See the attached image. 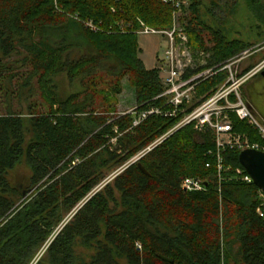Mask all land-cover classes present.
Instances as JSON below:
<instances>
[{
	"label": "trees",
	"instance_id": "obj_1",
	"mask_svg": "<svg viewBox=\"0 0 264 264\" xmlns=\"http://www.w3.org/2000/svg\"><path fill=\"white\" fill-rule=\"evenodd\" d=\"M189 1L196 27L187 25L188 43L210 52L192 73L264 39L257 32L233 39L207 23L208 13H233L239 0ZM240 3L251 9L252 29L264 28V0ZM171 11L161 0H0V264H29L70 213L36 264H264V205L257 187L235 173L239 151H222L218 182L208 154L213 134L189 124L131 161L181 115L132 126V113L117 112L124 76L137 110L161 105L154 97L162 85L159 68L137 56V35L115 20L137 16L158 28ZM88 20L96 30L84 26ZM202 30L213 35L211 49ZM223 79L217 72L200 82L197 97L212 95ZM63 81L74 87L63 88L65 96ZM231 122L260 141L245 122L234 115ZM22 159L30 170L25 189L9 178ZM185 177L204 179V189L183 190Z\"/></svg>",
	"mask_w": 264,
	"mask_h": 264
},
{
	"label": "built area",
	"instance_id": "obj_2",
	"mask_svg": "<svg viewBox=\"0 0 264 264\" xmlns=\"http://www.w3.org/2000/svg\"><path fill=\"white\" fill-rule=\"evenodd\" d=\"M161 2L170 5L173 11L177 13L182 9L180 0H161ZM176 17L178 16H173L174 21H177ZM139 22L140 30L138 29L139 31L137 30L136 32L139 34H165L168 37L167 39H169V43H167L163 55L166 66L164 64L163 67L159 68L162 92L154 97V100L161 98L162 103L161 105L148 103L143 109L137 110L134 107L131 111H127L132 113V126L138 125L150 115L166 118H175L181 115V117L173 128L159 136L149 146L134 156L131 161L139 159L171 133L189 124H192L194 129L199 131L203 129L211 130L214 150H209L208 154L215 155L216 179L218 182L221 180V171L223 169L221 155L223 150L234 149L241 151L250 148L264 152V120L258 117L250 104L242 98L241 86L247 73L240 74L234 66V62H228L219 67H212L202 72L192 73L194 69L192 60L188 58L186 63H182L178 57L180 52H182L181 55L185 54V49L179 51L177 38L184 43L187 40L182 27L174 23L170 31L155 30L143 22ZM87 24L91 29L96 30L91 23ZM262 67H264V64L257 65L248 73L254 74ZM217 72H224L223 83L215 89L212 95L201 100L196 95V86ZM231 115H234L238 120L245 122L246 125L253 129L260 141H251L245 133L234 130ZM206 166H209V163H206ZM235 173L242 181L252 182L251 177L242 167L236 168ZM205 183L204 179L200 177H185L181 182V188L185 191H200L204 189ZM258 195L262 206L264 205V191L258 189ZM256 211L262 216L260 206Z\"/></svg>",
	"mask_w": 264,
	"mask_h": 264
},
{
	"label": "rangeland",
	"instance_id": "obj_3",
	"mask_svg": "<svg viewBox=\"0 0 264 264\" xmlns=\"http://www.w3.org/2000/svg\"><path fill=\"white\" fill-rule=\"evenodd\" d=\"M180 1L182 2L181 11H179L177 13V12L173 11V8H172L171 20H169V24H167L166 26H163V27L156 28V27L149 26L145 23L144 20H142V18L137 17V16L132 17V18L131 17L130 18H124V17L118 18L117 20H115V22H116V25L118 26V29L121 32L122 31H130V32L132 31L133 33H135L137 35V37L139 36L138 41L142 45H147V47L152 45V43H155L154 41H150V40H153L156 37H159V38L161 37L160 47H159V51H158V55H157L158 56V64L156 67H158V68L163 67V65L166 63V61L163 59V55H164V51L166 50L167 43H169V39H167L168 37L165 34H163V35H161V34H139L138 32H136L138 29L140 30V22L139 21L143 22L148 27L154 28L155 30H165V31H170V29L173 28L174 23L178 24L180 27H182L184 29V32H185L186 37H187V40L185 41V43L183 41H179L177 38V47H178L179 51H182L185 49V54L181 55L182 52H180V55H178V57H179V59H181L182 63H186L188 58L191 59L192 60V66L194 68L193 71H196V69H198L201 66H204L209 61V59H210L209 53L210 52L207 53L206 51H204L202 49H193L190 46V44L188 43L187 25H189V27H196V25L194 22L195 20L192 18V15L190 13V8H189L190 1L189 0H180ZM205 1L207 3H209L210 0H205ZM236 3L237 4L235 5V7L233 9V13L229 12V10H230L229 8H228V10L223 11L222 13H219V11L217 9H214L213 10L214 15H210L208 13V18H205L207 20V23L209 25H211L212 27H214V29H217L219 26L220 28L225 27L226 29H228V31L231 30V33L227 31L229 33L228 37L233 38V39H241L242 41H245V39L248 38V35H252V37H253L254 34L256 35V32L259 33V35H264V28L252 29V27L253 28L255 27V25H254L255 22L250 17L252 14L251 9L247 8L248 9V11H247L245 5L243 3H240V0ZM229 4L230 5L228 7H230L232 5V1H229ZM243 8H245L244 11H242ZM114 10L115 9H113L112 11L114 12ZM173 16H178V17H176L177 21H174ZM246 16L249 17V20L246 19ZM234 19H236V21ZM211 20H213L215 23L211 24V22H212ZM232 22L237 23L236 26L233 25L235 23L232 24ZM87 23H90L89 20L86 23H84V26L89 28ZM232 26H233V28H232ZM229 27H231V28H229ZM249 33H251V34H249ZM200 34H201V37L203 38L204 45L211 49L213 47V42H212L213 35L211 34V32L208 30H202L200 32ZM145 35H148V36H145ZM155 35H158V36H155ZM147 39H149L150 42H147V41L145 42V40H147ZM252 44L253 45L250 47V49L244 50L241 53H239V54H237V55H235V56H233L227 60L220 62L219 64L215 65L214 67L222 66L224 64H227L228 62L229 63L234 62V66L236 67L237 71L240 73L239 70L241 68H243V67L250 68L253 65V63H254V65L264 64V39H262L260 41L254 39V41H252ZM137 56H138V48H137ZM256 61H257V63H256ZM165 66H166V64H165ZM210 68H212V67H210ZM207 69H209V68H207ZM215 69H217V68H215ZM204 70H206V68ZM204 70H201V72ZM250 71L251 70L241 72V74L247 73L244 82L249 78L251 73L249 74L248 72H250ZM222 73L224 74V72H222ZM251 76H252V74H251ZM259 77L260 76L257 75L254 77V79H257ZM222 83L223 82H221L219 85H221ZM120 85H121V93L118 94V96H117V99H118L117 112L118 113H125L127 111H131L132 108L136 107V90L132 86L131 81L129 80L128 76H124L121 79ZM61 88H62V92H64L63 88H66V90H68L67 92H69L70 90H74V87H70V86L68 87L64 81L62 82ZM65 95H66V92L63 93V96H65ZM112 141H114V139H112ZM118 172H120V171H118ZM115 174H117V171L111 173L108 176V178L104 181V184L106 182L111 181L112 178L115 176ZM29 176H30V170H29L28 166L26 165V163L23 159L16 164L14 169L9 174V178H10L12 184L24 183L22 185V186H24V189L27 187L26 183H27ZM28 195H30V193L27 195H24L23 198H25ZM20 201H21V199L18 201V203ZM71 216H72V213H70L64 217L62 222H60V224L56 227L55 231L48 238L46 243H44L41 246V248L38 250V252L32 258V260L30 261L29 264H36L44 256V252L47 248V244L49 243V241L55 236L56 232L59 230L61 225L64 222H67L71 218Z\"/></svg>",
	"mask_w": 264,
	"mask_h": 264
},
{
	"label": "crops",
	"instance_id": "obj_4",
	"mask_svg": "<svg viewBox=\"0 0 264 264\" xmlns=\"http://www.w3.org/2000/svg\"><path fill=\"white\" fill-rule=\"evenodd\" d=\"M142 36V35H141ZM148 36V35H145ZM158 36V35H155ZM139 36L137 37L138 43V57L143 62L144 66L147 69L155 68L158 64V51L160 47L161 37H156L153 40L155 43H152L149 47L147 45H142L138 41ZM150 42L149 39L145 40V42ZM144 46V47H143ZM252 68H241L239 71H248L253 69ZM247 67V66H246ZM259 75L260 77L254 79L255 76ZM242 98L250 104L254 112L264 120V76L259 73H255L251 77H249L241 86Z\"/></svg>",
	"mask_w": 264,
	"mask_h": 264
},
{
	"label": "water",
	"instance_id": "obj_5",
	"mask_svg": "<svg viewBox=\"0 0 264 264\" xmlns=\"http://www.w3.org/2000/svg\"><path fill=\"white\" fill-rule=\"evenodd\" d=\"M260 73L264 76V67ZM238 162L251 177L252 183L257 189L264 191V152L250 148L243 149L238 153ZM138 166L145 174H148L140 163ZM164 259L166 260V258Z\"/></svg>",
	"mask_w": 264,
	"mask_h": 264
},
{
	"label": "bare ground",
	"instance_id": "obj_6",
	"mask_svg": "<svg viewBox=\"0 0 264 264\" xmlns=\"http://www.w3.org/2000/svg\"><path fill=\"white\" fill-rule=\"evenodd\" d=\"M255 67H256V66H255ZM261 69H262V68H261ZM261 69H259L257 72H259ZM251 70H252V69H251ZM257 72H255V73H257ZM255 73H254V74H255ZM254 74H252V75H254Z\"/></svg>",
	"mask_w": 264,
	"mask_h": 264
},
{
	"label": "flooded vegetation",
	"instance_id": "obj_7",
	"mask_svg": "<svg viewBox=\"0 0 264 264\" xmlns=\"http://www.w3.org/2000/svg\"><path fill=\"white\" fill-rule=\"evenodd\" d=\"M260 72V71H259ZM259 72H257V73H259ZM261 74V73H260Z\"/></svg>",
	"mask_w": 264,
	"mask_h": 264
}]
</instances>
